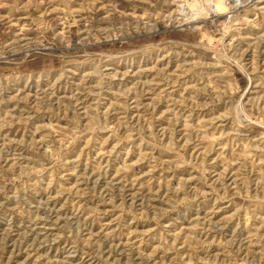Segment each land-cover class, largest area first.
Masks as SVG:
<instances>
[{
  "label": "rangeland",
  "instance_id": "1",
  "mask_svg": "<svg viewBox=\"0 0 264 264\" xmlns=\"http://www.w3.org/2000/svg\"><path fill=\"white\" fill-rule=\"evenodd\" d=\"M0 264H264V0H0Z\"/></svg>",
  "mask_w": 264,
  "mask_h": 264
}]
</instances>
